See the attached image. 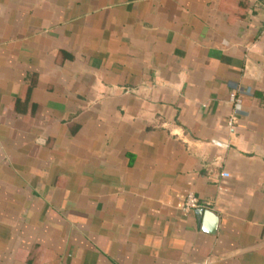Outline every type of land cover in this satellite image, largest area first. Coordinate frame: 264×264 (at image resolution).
I'll return each mask as SVG.
<instances>
[{
    "label": "crops",
    "instance_id": "obj_1",
    "mask_svg": "<svg viewBox=\"0 0 264 264\" xmlns=\"http://www.w3.org/2000/svg\"><path fill=\"white\" fill-rule=\"evenodd\" d=\"M0 264H264V0H0Z\"/></svg>",
    "mask_w": 264,
    "mask_h": 264
},
{
    "label": "water",
    "instance_id": "obj_2",
    "mask_svg": "<svg viewBox=\"0 0 264 264\" xmlns=\"http://www.w3.org/2000/svg\"><path fill=\"white\" fill-rule=\"evenodd\" d=\"M197 214L201 218L202 228L206 232L215 233L218 227L219 218L211 210L197 209Z\"/></svg>",
    "mask_w": 264,
    "mask_h": 264
},
{
    "label": "built area",
    "instance_id": "obj_3",
    "mask_svg": "<svg viewBox=\"0 0 264 264\" xmlns=\"http://www.w3.org/2000/svg\"><path fill=\"white\" fill-rule=\"evenodd\" d=\"M231 99H232V101L236 100V92H233L231 94ZM235 119H236V116L233 115V117L230 119L229 123L232 125L234 123ZM229 176H230V173H228V172L222 173L223 178H228ZM197 206H198L197 196L195 195L194 192H189L186 196L183 208L185 210H190V209L196 208Z\"/></svg>",
    "mask_w": 264,
    "mask_h": 264
}]
</instances>
